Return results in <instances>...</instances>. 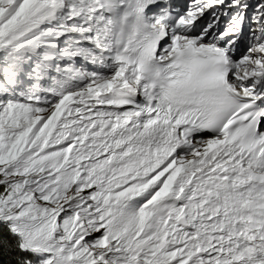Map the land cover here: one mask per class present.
<instances>
[{
	"label": "snow or ice",
	"instance_id": "obj_1",
	"mask_svg": "<svg viewBox=\"0 0 264 264\" xmlns=\"http://www.w3.org/2000/svg\"><path fill=\"white\" fill-rule=\"evenodd\" d=\"M0 264H264V0H0Z\"/></svg>",
	"mask_w": 264,
	"mask_h": 264
}]
</instances>
